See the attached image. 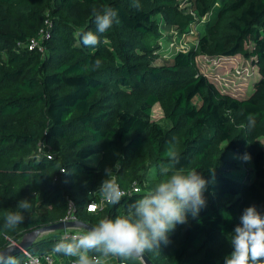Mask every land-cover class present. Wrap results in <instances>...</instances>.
I'll return each mask as SVG.
<instances>
[{"label": "trees", "instance_id": "obj_1", "mask_svg": "<svg viewBox=\"0 0 264 264\" xmlns=\"http://www.w3.org/2000/svg\"><path fill=\"white\" fill-rule=\"evenodd\" d=\"M193 5L189 11L181 0H0V248L5 235L19 241L63 221L70 202L74 216L91 226L124 215L157 179L175 144L180 166L208 181L206 206L195 218L188 213L187 223L169 234L170 243L145 255L154 264H225L244 209L255 204L264 213V73L254 93L239 99L200 74L196 60L241 54L264 65V0ZM106 6L119 22L99 34L93 10ZM159 19L195 44L164 65L157 63L165 39ZM203 19V32L191 36L188 30ZM47 20L43 55L25 45L41 36ZM88 31L99 37L94 47L82 42ZM96 59L102 61L98 70L85 67ZM157 104L168 128L152 120ZM249 114L256 117L252 128ZM230 154L250 158L255 176L235 175L240 164ZM117 162L120 187L137 185L140 192L88 212L100 198L90 200L89 193ZM33 191L40 196L24 224L5 233V215ZM63 234L43 236L27 250L51 252Z\"/></svg>", "mask_w": 264, "mask_h": 264}, {"label": "clouds", "instance_id": "obj_2", "mask_svg": "<svg viewBox=\"0 0 264 264\" xmlns=\"http://www.w3.org/2000/svg\"><path fill=\"white\" fill-rule=\"evenodd\" d=\"M133 7L139 9L141 5L135 2ZM93 15L96 33L99 34L119 22L118 13L112 7L106 6L101 11L94 9ZM96 33H83V44L96 46L100 42ZM101 63L96 59L85 67L95 71ZM255 123V114H249L248 127H254ZM119 169V162L105 169V179L94 192L89 193L90 200L102 197L112 205L120 202L124 192L116 180ZM155 175L157 179L145 194L128 206L124 215L99 219L79 235L62 237L52 246L51 253L29 252L11 235H5L7 244L0 248V264H41L42 260L50 261L53 254L74 258L72 264H110L112 258H117L119 264H129L130 261L144 264L145 253L156 252L162 243H170L169 234L177 225L187 223L188 213L195 218L206 206L204 193L208 181L198 170L180 166L175 144L169 146L165 162L159 165ZM39 196V192L33 191L31 198L24 197L18 201L15 210L7 212L3 223L5 233H12L24 224L25 213L30 212L33 206L32 199ZM229 237L233 250L225 257V264H264V213L255 204L244 209L240 223Z\"/></svg>", "mask_w": 264, "mask_h": 264}, {"label": "rangeland", "instance_id": "obj_3", "mask_svg": "<svg viewBox=\"0 0 264 264\" xmlns=\"http://www.w3.org/2000/svg\"><path fill=\"white\" fill-rule=\"evenodd\" d=\"M193 3L194 0H181L182 8L185 10L193 11ZM194 15L198 19L195 12ZM159 21L165 39L163 40L162 57L157 63L158 65H164L172 61V57L176 52L179 50L186 51L195 44L187 34L181 33L176 28L168 27L162 19H159ZM203 22L204 19L194 29H189L188 33L192 36L194 33L203 32V25L201 24ZM196 64L200 74L213 83L222 93L230 94L239 99L248 98L254 93L256 80L260 79L264 73V65H258L254 59L244 57L241 54L233 58L198 57ZM152 120L164 128L170 126L159 104L153 108ZM230 155L231 158L238 160L240 164L239 169L233 172L235 175L243 176V178L255 176L254 165L250 158Z\"/></svg>", "mask_w": 264, "mask_h": 264}, {"label": "built area", "instance_id": "obj_4", "mask_svg": "<svg viewBox=\"0 0 264 264\" xmlns=\"http://www.w3.org/2000/svg\"><path fill=\"white\" fill-rule=\"evenodd\" d=\"M50 26H51V22L49 20H47L46 21V28H45V30L42 31L41 36L39 38H37V39L31 40L29 43H27L25 45V47H28L29 50L38 49L44 55L45 54V49L42 46V39L48 33V31H50V28H51ZM46 148H47L46 145H42L41 146V150H47ZM121 190L124 192V196L123 197L133 196L134 194L140 192V188L137 185H134L130 190H123L122 188H121ZM107 204H109V203L105 202L103 200V198L100 197L98 201H94L91 204H89L87 210L90 213H96L99 210H101ZM90 205H91V207H90ZM69 206H70L69 215L63 221L68 220V219L69 220H72V221L78 220L74 216V214H73L74 213V209H75L74 204L72 202H70V205ZM73 217H75V219H73ZM83 232H84L83 230H77V229L65 230L64 231V234H63V237H65V236L79 235V234H81ZM48 253H51V252H48ZM44 254H47V253H44ZM44 254H41V255H44ZM56 260H57V255L53 254V255H51L50 261L49 260H42L41 261V264H55L56 263ZM72 261L73 260L69 261L68 264H72ZM117 262L119 264V261L118 260H117Z\"/></svg>", "mask_w": 264, "mask_h": 264}, {"label": "water", "instance_id": "obj_5", "mask_svg": "<svg viewBox=\"0 0 264 264\" xmlns=\"http://www.w3.org/2000/svg\"><path fill=\"white\" fill-rule=\"evenodd\" d=\"M92 226L88 223H85L83 221L79 220H65L61 221L59 223L45 226L43 228H40L31 234H28L24 238L18 241V244L23 249H28L33 243H35L38 239H41L44 235L52 234L58 231H65L70 229H77V230H83L85 231L88 228H91ZM144 264H154L146 255H144Z\"/></svg>", "mask_w": 264, "mask_h": 264}, {"label": "crops", "instance_id": "obj_6", "mask_svg": "<svg viewBox=\"0 0 264 264\" xmlns=\"http://www.w3.org/2000/svg\"><path fill=\"white\" fill-rule=\"evenodd\" d=\"M74 258H70V257H59L57 255V260L55 264H68L69 261L73 260ZM69 260V261H68ZM118 259L116 258H112V260L110 261V264H118L117 262Z\"/></svg>", "mask_w": 264, "mask_h": 264}]
</instances>
